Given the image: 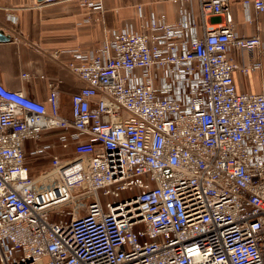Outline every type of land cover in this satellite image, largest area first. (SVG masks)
Returning a JSON list of instances; mask_svg holds the SVG:
<instances>
[{"label":"built area","instance_id":"2783aa9c","mask_svg":"<svg viewBox=\"0 0 264 264\" xmlns=\"http://www.w3.org/2000/svg\"><path fill=\"white\" fill-rule=\"evenodd\" d=\"M170 1L174 23L151 13L72 53L84 86L69 117L52 83L45 103L0 83V264H264V80L238 93L230 57L259 71L264 45L235 31L229 0ZM242 6L264 12V0ZM52 132L72 157L35 146L49 168L33 177L25 145Z\"/></svg>","mask_w":264,"mask_h":264},{"label":"crops","instance_id":"0c3cea01","mask_svg":"<svg viewBox=\"0 0 264 264\" xmlns=\"http://www.w3.org/2000/svg\"><path fill=\"white\" fill-rule=\"evenodd\" d=\"M101 5V10H94L81 0H0V33L7 38L0 42V83L43 103L52 83L58 93L59 114L69 117L71 97L84 86L68 68L74 51L85 53L95 49L113 29L126 23L140 30L145 17L151 13L164 15L168 23L177 19L176 6L170 0H101ZM138 7H141L140 12ZM193 7L200 33L198 8L196 4ZM229 11L240 36H258L264 45V12L245 10L242 0H229ZM205 24L217 29L224 20L209 17ZM230 57L238 66L233 73L237 92L258 93L264 80V58L259 71L244 74L241 69L249 63L247 54L232 50ZM23 73L29 76L25 80L21 78ZM45 144L56 145L48 149L49 154L72 157V145L62 149L57 142V132L44 134L36 144L27 142L26 158L33 177L49 168V159L43 155L30 157L28 153L35 146Z\"/></svg>","mask_w":264,"mask_h":264},{"label":"rangeland","instance_id":"374dc122","mask_svg":"<svg viewBox=\"0 0 264 264\" xmlns=\"http://www.w3.org/2000/svg\"><path fill=\"white\" fill-rule=\"evenodd\" d=\"M39 173V172H38ZM32 174V173H31ZM73 201V200H72ZM79 204L81 203L82 204V206H80V208L79 209H75V212H78L77 213V215H83L84 214V212H85V205H86V203L83 201V200H80L79 202H78ZM73 203L72 202H68L65 206H63L62 208H60V209H58V208H56V209H54L53 210V213L51 214V219L52 220H60L61 218H68V217H70L69 215H68V212H71V210H72V208H73ZM73 210H74V208H73Z\"/></svg>","mask_w":264,"mask_h":264},{"label":"water","instance_id":"95a60500","mask_svg":"<svg viewBox=\"0 0 264 264\" xmlns=\"http://www.w3.org/2000/svg\"><path fill=\"white\" fill-rule=\"evenodd\" d=\"M37 1L40 2L42 0H37ZM5 41H7V38L3 34L0 33V42H5Z\"/></svg>","mask_w":264,"mask_h":264}]
</instances>
